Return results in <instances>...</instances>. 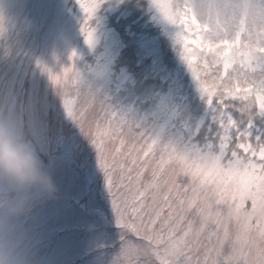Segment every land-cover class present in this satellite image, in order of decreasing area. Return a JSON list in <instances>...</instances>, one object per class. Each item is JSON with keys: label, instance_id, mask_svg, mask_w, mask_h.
<instances>
[{"label": "snow or ice", "instance_id": "1", "mask_svg": "<svg viewBox=\"0 0 264 264\" xmlns=\"http://www.w3.org/2000/svg\"><path fill=\"white\" fill-rule=\"evenodd\" d=\"M103 0H79L82 32ZM218 124L203 148L159 133L97 101L73 63L46 64L67 116L94 145L121 228L110 264H264V0H152ZM0 15V34L5 30ZM239 113V118H237ZM50 158L72 159L71 136L50 138Z\"/></svg>", "mask_w": 264, "mask_h": 264}, {"label": "rangeland", "instance_id": "2", "mask_svg": "<svg viewBox=\"0 0 264 264\" xmlns=\"http://www.w3.org/2000/svg\"><path fill=\"white\" fill-rule=\"evenodd\" d=\"M79 0H14L0 34V112L40 141L71 136L72 159L50 158L64 191L26 227L22 244H0V264H110L121 228L94 145L67 116L46 64L73 63L94 98L133 122L184 147L214 141L218 124L180 54L174 25L152 0H103L91 21L95 43L82 32ZM239 118V113L236 114ZM253 132H264V117Z\"/></svg>", "mask_w": 264, "mask_h": 264}, {"label": "clouds", "instance_id": "3", "mask_svg": "<svg viewBox=\"0 0 264 264\" xmlns=\"http://www.w3.org/2000/svg\"><path fill=\"white\" fill-rule=\"evenodd\" d=\"M14 0H0V15ZM64 191L40 141L11 115L0 112V244H22L26 227Z\"/></svg>", "mask_w": 264, "mask_h": 264}]
</instances>
